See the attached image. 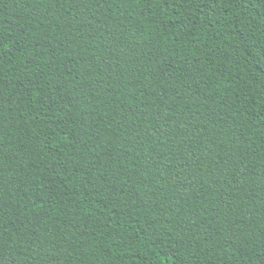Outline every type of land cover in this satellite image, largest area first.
I'll return each instance as SVG.
<instances>
[{"label": "trees", "instance_id": "obj_1", "mask_svg": "<svg viewBox=\"0 0 264 264\" xmlns=\"http://www.w3.org/2000/svg\"><path fill=\"white\" fill-rule=\"evenodd\" d=\"M0 264H264V0H0Z\"/></svg>", "mask_w": 264, "mask_h": 264}]
</instances>
